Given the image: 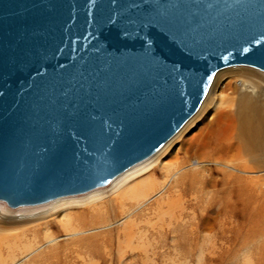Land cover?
Masks as SVG:
<instances>
[{
    "label": "water",
    "instance_id": "water-1",
    "mask_svg": "<svg viewBox=\"0 0 264 264\" xmlns=\"http://www.w3.org/2000/svg\"><path fill=\"white\" fill-rule=\"evenodd\" d=\"M235 64L264 71V0H0V200L106 185Z\"/></svg>",
    "mask_w": 264,
    "mask_h": 264
},
{
    "label": "bare ground",
    "instance_id": "bare-ground-1",
    "mask_svg": "<svg viewBox=\"0 0 264 264\" xmlns=\"http://www.w3.org/2000/svg\"><path fill=\"white\" fill-rule=\"evenodd\" d=\"M246 65L218 69L195 112L106 188L0 210V264H57V246L36 252L58 239L54 228L82 259L101 238L118 241L121 264L129 251L143 264H190L196 252V264H208L206 251L211 261L239 240L244 264H264V71ZM169 235L173 252L159 245Z\"/></svg>",
    "mask_w": 264,
    "mask_h": 264
},
{
    "label": "rangeland",
    "instance_id": "rangeland-1",
    "mask_svg": "<svg viewBox=\"0 0 264 264\" xmlns=\"http://www.w3.org/2000/svg\"><path fill=\"white\" fill-rule=\"evenodd\" d=\"M99 188H106V186L104 185V187H99ZM42 205L43 206L37 205V206L21 207V208H27V209H21V210H18V211H24V212L40 211L41 209H43L45 207L44 204H42ZM30 207H34V208H30ZM0 210H2V211L8 210L9 211V209H7V205L5 203L4 204H0ZM53 231L58 233V234L55 233L57 236L59 235L58 239L54 243H43V244H41L42 245L41 248H39V250H37L36 252L42 251V250L46 251V249L52 248L53 246H57L56 250L60 254L59 257L61 259V260H59V262H57V264L58 263L59 264H63L64 261H65L64 264H99V263L100 264H103V263L104 264H121L118 261V259H117L118 241L116 239L111 242L109 240L108 241L107 240H102L100 238L97 241V245L98 246H96L97 248L95 249V250H98L97 252L99 254L97 252H94L95 253L94 254L95 257L94 256L93 257L92 256L89 257L91 260L88 258V256H87L86 259H82L81 257H79L77 255V253H72L73 256L68 254L70 251H72V249H73L72 247H68V248L64 247L65 242L68 243L70 241L71 237L64 236V232H62V231L60 232L58 230V228H54ZM149 235H150V232H149ZM230 235H232V234H230ZM165 239H166V240H164L165 242L164 241L162 243L160 242L159 245L163 246V244H164L166 250L173 252L172 250H174V248H175L174 242H173V237L171 235H169ZM158 240H159V238H158ZM172 244H173V246H172ZM219 247H220V245H219ZM240 247H241L240 241L239 240H235L229 246L227 244L223 250H221V248H219L220 250L216 249V250H218L217 251L218 253L216 252V255H215L214 259H212L211 261L207 257V255H209V254H208V251H206L207 254H206V257H205L206 258L205 262L208 263V264H241V263L244 264L245 261H244L243 258L245 256H244L243 250ZM49 250H47V251H49ZM129 253H130V251H129ZM129 253H127V255L125 257L127 259H125L124 264H143L144 259L142 258L141 255H137L136 254L137 252H135V256H131V254H129ZM204 255H205V253H204ZM197 256H198V252H196V255L191 260H189L190 264H196ZM27 257L20 256L15 264H33V263H29L28 262V258ZM109 258H111L112 260L111 259L109 260ZM56 261H57L56 259H53L52 263L55 264ZM35 264H50V263H42V262H40V263H35ZM147 264H165V263H162L161 261H157V263H151V262L147 261Z\"/></svg>",
    "mask_w": 264,
    "mask_h": 264
}]
</instances>
